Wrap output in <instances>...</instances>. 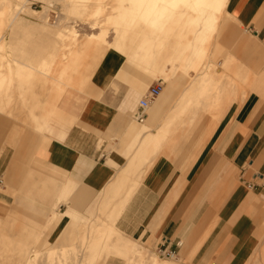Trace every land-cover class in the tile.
Wrapping results in <instances>:
<instances>
[{
	"label": "crops",
	"instance_id": "obj_1",
	"mask_svg": "<svg viewBox=\"0 0 264 264\" xmlns=\"http://www.w3.org/2000/svg\"><path fill=\"white\" fill-rule=\"evenodd\" d=\"M223 13L226 19L220 29L217 23L213 47L220 66H233L232 77L224 75L221 82L216 74H204L207 79L202 75L183 88L187 79L182 72L189 70L169 68L173 77L166 85L143 67L128 65L111 48L79 88L65 89L56 103L39 102L52 106L40 131L32 116L13 114L9 119L0 114V185H6L0 197L10 210L43 229L40 233L55 214L61 233L74 213L94 204L100 210L104 197H116L121 186L137 177V188L115 223L123 235L133 241L145 237L151 247L187 264H246L259 248L264 218V86L256 91L257 77L264 78V0H227ZM204 79L215 80L211 84L217 89L213 92L207 83L209 91L201 95ZM240 80L244 97L229 96ZM157 81L163 82L160 96L143 121H135L139 102ZM222 91L217 102H205ZM27 94L42 100L33 87L24 91L28 100ZM198 101L201 107L194 110ZM36 104L14 98L11 105ZM49 110L33 114L37 123ZM172 116L176 120L168 141L156 151L153 144L142 146L149 136L160 137ZM17 120L31 121L41 137L24 132L14 138ZM138 155L149 159L145 164L139 158L138 163L148 164L143 169L136 163ZM31 161L41 168L29 167ZM48 171L64 180H55Z\"/></svg>",
	"mask_w": 264,
	"mask_h": 264
},
{
	"label": "rangeland",
	"instance_id": "obj_2",
	"mask_svg": "<svg viewBox=\"0 0 264 264\" xmlns=\"http://www.w3.org/2000/svg\"><path fill=\"white\" fill-rule=\"evenodd\" d=\"M118 5H120L118 0H0V46L2 47V50H0V78L8 79L10 77H14V75H12L13 73L10 74L6 65L7 63L12 64L11 62H13V59L21 60V62H24L27 65H34V67H37L39 60L43 58H49L50 62L53 61L52 63H49V72H46L48 76L35 73V76L31 80L25 82L22 80L20 84L19 82L11 81V85L9 84L10 87H8V84H4L5 86L1 85L0 89L2 92V96L5 94V97L3 99L6 98V95L13 94L14 97L12 98V102L15 98V100H21V102L31 101L32 103L37 102V104L21 106L17 109L16 107H14L13 109V106L11 105L12 107H9V109H13L11 111H8L9 109L5 110L4 107L2 108V106H0V114L9 119L14 118L13 114H15L17 117L30 118L33 114H37L39 116V114H41L43 110H49V105L48 108V106L40 104L39 102L44 100L49 101L50 99H53V96L55 99L59 92L57 89L58 86H60V88L62 89L64 88L63 85H59L54 81V78L58 77L59 72L66 66L67 63V60L65 62L62 59L63 53L69 52V48L71 47H74L75 49L79 48L80 46L82 47V45H84L88 41L89 35L98 34L100 33L99 31L103 30L105 31L106 42L113 44L115 39L117 38V35L114 31L115 27L109 21V17H112L116 13ZM97 6L101 7L102 14L99 17L95 18L93 13ZM122 6L126 7L127 2H123ZM33 12H39V16L35 15ZM14 15H16V17L12 22V17ZM225 19L226 15L223 13L218 21L219 29L224 23ZM187 37L189 39L193 38L190 37V34L187 35ZM215 37L216 34L212 37V40L206 42L207 44L204 45L206 49V57L201 61L202 67L199 65V67L197 68L198 70L186 69L187 71L189 70L187 74H184L183 72L184 77H186L187 79L186 83H181L183 85V88L189 87V85H191L190 83H195V81H198V79L201 78L204 74H216L214 79H219L220 82L223 81L224 75L232 77L231 70L233 63L230 64L229 69H225L222 65L220 66L217 63V60L222 61V59L217 57L218 54L213 47ZM104 47H106L107 49H104ZM108 49H110V47L104 45L102 46V49H98L99 51L96 50L98 53H96V51L92 49H85L88 52H85V50L82 51L84 53L80 54L77 60L78 62H76V71L72 73L74 83L67 88H79L78 86L82 85V83L79 84V79H81V81L85 83L102 57L100 56L101 53L99 54V52H102L104 54ZM76 51H79V49H76ZM93 52H95V54ZM92 54L95 55V57ZM85 57L88 61L85 59ZM92 57H94L95 59ZM125 58L128 65L138 69H143L138 63L128 61L126 56ZM56 60L57 64L55 63ZM86 61L88 63H86ZM77 63H81L82 65L80 64L78 66ZM77 68L80 72H77ZM164 68L167 75L163 76H161L159 73H148L144 69L143 71L152 79H161L167 85L166 80H170L173 77H171L172 74L168 70L169 68L170 70H173L174 67L171 64H165ZM76 72L78 73V75L79 73H81V75L78 76ZM84 73H86L85 77L83 75ZM86 76H88L87 79ZM83 79H86L85 82ZM176 82L178 83L179 81ZM247 82V80L244 82L246 89H248ZM238 84L239 88L234 90L229 89V96L233 95L235 98L244 97L245 91L242 88L243 82L238 81ZM19 85L23 88V90L24 88L28 90L30 87H33V91L36 94L40 95V97H42V100L40 101V99H38L37 97L35 98L34 95L32 97H29V94L25 95L26 98L29 97L28 100L22 98L21 96H19V89L21 88ZM260 86H264V78L259 76L256 79V91L261 88ZM214 91L215 90H213V92ZM221 98H223V91L220 94H217V97H214L213 99L206 100L204 98V100L206 103H211L217 102ZM200 107L201 106L199 104V101L198 103H196V105L193 106L194 110H198ZM31 123V121L17 120L14 123L17 124V128L12 132L15 135L14 138H18L20 135H23L24 132L30 133L33 139L40 138L41 135L34 131L33 125ZM44 134L46 135L47 133L44 132ZM29 167L35 168L37 170L41 168L39 164H35L32 161L29 163ZM48 174L55 180H57V178H59L60 180H64V177L58 175L57 173L48 171ZM3 186H6L5 183L3 185H0V193H4L2 192ZM5 193L11 196L13 191H8ZM67 202L68 199H66L63 203ZM10 208L11 207L6 202V200L0 197V264H24L26 260L30 256H32L30 254L35 253L37 254L35 259H32L33 264H58V262H62L64 264H79L82 259L81 256L85 251L83 250V243L81 241L85 230L87 231V229L91 227V225L101 222V219H103V221H106L103 216H100L101 212L94 204L93 206L87 207L85 210L80 211V213H74L71 218L70 224L61 233L60 227H58L60 218H57L55 214L51 215L55 217L54 222L51 225H47L45 231L40 233V231H42L43 229L31 224L30 220H25L24 216L21 215L22 213L20 214L16 212L14 208L10 210ZM98 219H100L101 221ZM22 225L26 226V228ZM260 228L261 232L258 235L259 248L253 251L246 264H264V218L262 220ZM67 235L69 238L66 237ZM114 237L115 234H112L111 238L113 239ZM62 238L64 240H60ZM62 242L63 245H61ZM112 242L113 241H110L109 244H111ZM135 242L136 244L144 248L147 254L151 253L158 259L168 262L169 264H187L180 259L168 258L159 254L158 250L151 247L145 237L137 238ZM55 246L58 247L53 251L55 253L57 252L58 254L56 253L57 256L53 257L55 255L54 253L52 255V258L50 257L48 261V249ZM59 246L62 247L60 248ZM60 249L63 250V253H67V255H65L66 257L64 256L65 258L62 256H58L61 252ZM76 254L79 256V259L75 257ZM104 254L105 253H103V255ZM103 255H101L100 258L97 259L96 264H107L111 262H113L114 264H125L124 260L112 254L105 255V257H103Z\"/></svg>",
	"mask_w": 264,
	"mask_h": 264
},
{
	"label": "bare ground",
	"instance_id": "obj_3",
	"mask_svg": "<svg viewBox=\"0 0 264 264\" xmlns=\"http://www.w3.org/2000/svg\"><path fill=\"white\" fill-rule=\"evenodd\" d=\"M226 1L227 0H118L120 5H118V7L116 9V13L112 17H109V21L115 27L114 31H115V34L117 35V38L115 39L114 43L110 44V43L106 42L105 31L103 30V31H99L100 33H98V34L89 35L88 41L84 45H82V47L80 46L79 48H76V49H79V51H76V49L74 47H71V48H69V52H64L62 55L63 56L62 59L65 62L67 60L66 66L65 67L63 66L64 68L59 72L58 77L54 78L55 83H58L59 85H63L64 88L62 89V88H60V86H58L57 89L59 92H58L57 97L55 99L53 98L54 102L55 103L57 102L56 100L59 99V96H61V93L67 87L73 85L74 80L72 77V75H73L72 73H74L76 71V62H78L77 60H78L80 54L84 53L82 51H84L85 49L86 50L92 49V50L96 51L100 48L102 49V46L107 45L110 47V49L111 48L115 49L116 52H120L122 55L126 56L129 61L134 62V63H138L148 73H151V74L159 73L161 76L164 75L163 69H164L165 64H168V65L171 64L174 67V69L173 70L171 69V71L176 70L175 68H177L178 72L181 70L185 71V69L196 70L199 67V65L201 66L202 59L206 57V49H205L204 45L207 44L206 42H209L212 39L214 32L216 30V27H217V23H218L219 18L222 14V11H223V8L225 6ZM123 2H127L126 7L122 6ZM33 13L35 15L39 14V12H33ZM101 14H102V9L100 6H97L93 15L96 18V17H99ZM110 16H111V14H110ZM15 17H16V15H14L12 17V22L15 19ZM189 34H190V37H193L192 39H189L188 38L189 36L187 37V35H189ZM105 48L106 47H104V49ZM0 50H2L1 46H0ZM86 50H85V52H88ZM208 51H209V49H208ZM93 53L95 54V52H93ZM96 53H98V52L96 51ZM99 54H100V56H103L102 52H99ZM93 56L95 57V55H93ZM48 57H49V55H48ZM94 57H92V58H94ZM82 59H83V55H82ZM85 59H86V57H85ZM87 61H86V63H88ZM52 62L53 61L50 62L49 58H46V59L43 58V59L39 60L38 66L34 67V65H32V66L27 65L26 63L21 62V60L13 59V62H11L12 64L7 63L6 65H7L8 71L10 72V74L13 73L12 75H14V77H12V78L10 77L8 79L7 78L6 79L0 78V88H1V85L5 86L4 84H8V87H10L9 84L11 83V81H13V82L16 81V82H19V84H20L22 82V80L24 82L31 80L35 76V73L36 74L38 73V74L44 75V76H48L46 74V72L47 73L49 72V68H50L49 63H52ZM56 62H57V60L55 61V63ZM77 64L79 66L81 63H77ZM92 64H94V63H92ZM86 66H87V64H86ZM83 68H85V67H83ZM81 71H82V69H81ZM77 72H80V71H78V68H77ZM77 75H78V73H77ZM79 75H81V73H79ZM83 75L85 77L86 73H84ZM88 75H90V74H88ZM87 77L88 76H86V79H87ZM171 77H172V75H171ZM204 78L207 79V76L206 77L204 76ZM86 79H83L84 82ZM205 79L203 80V83H202L204 86L203 85L200 86V88L204 87L202 92H200L201 95L208 93L209 90L206 87L207 83L210 84V85L208 84L210 87L212 86V88H214L211 83H214L215 80H214V82H213V79L209 80L207 82ZM79 81H80L79 84L83 83L81 81V79H79ZM13 86H14V83H13ZM215 88H216V86H215ZM215 88H214V90L217 89V88L216 89ZM29 89H31V88H29ZM24 91H26V90H23L22 87L19 89V96H21L22 98H24ZM4 97H5V94L2 96V92L0 89V106H2V108L4 107V109L7 110V109H9V107H12L11 103H12L13 96H12V94L6 95V100L4 99L5 101H3L2 99ZM34 97H35V94H34ZM45 101L46 100H44V102ZM48 102H50V101H48ZM34 104H35V102H34ZM53 104L54 103H52V105ZM178 104H180V103H178ZM48 105H49V103H48ZM48 105L46 103V106H48ZM49 106L52 108L51 105H49ZM49 106H48V108H49ZM51 108H49V109H51ZM13 109H14V107H13ZM13 109L11 108L8 111H11ZM49 112H50V110L47 112V114L45 113L46 115L43 114V116L41 117V119H42L41 123H37L38 118L37 119L34 118V115L31 114L32 119L34 120V122H36L35 125L36 124L38 125L39 130L42 128V125H43L44 121L46 120L45 118L49 114ZM175 116L174 117L172 116L170 123H167L166 127L160 131V133H159L160 137L159 136H157V137H152V136L150 137L149 136L148 138H146L147 140L145 139L146 142L142 146H144L146 148V145H150V144L152 145L153 144L154 147H152L153 145L151 147L154 148L155 151L158 150V148L160 149V146L165 141H168V138H169L168 135H170L168 130H169L170 126L172 127V124L175 123L174 122L176 120ZM178 119H179V117H178ZM167 136H168V138H167ZM140 149H141V155H143L142 149H144V148L142 147ZM140 149H139V152H140ZM148 150H149V148H148ZM150 151H151V149H150ZM143 153H144V155H147V154H145L146 153L145 150ZM154 153L155 152H152L149 155H152ZM135 155H134V158L136 157ZM138 156L139 157L137 158L136 163L137 164L140 163V166L142 168V166H145V164H146L145 161L149 160V159H147V158L145 159L144 156H140V155H138ZM142 157H144V159H145V160H143V162L145 163V164L143 163L144 165H141L142 161L141 162L139 161V163H138L139 158L142 160ZM147 157H149V156H147ZM151 157L153 158V156H151ZM134 158H133V160H136ZM131 163L133 164L135 162H131ZM136 163H135V165H136ZM147 163H148V161H147ZM132 166L129 167V169L134 167V166L133 167ZM135 167H138V165H136ZM129 169H127L128 173L130 171ZM134 169H136V168H134ZM124 171H126V169ZM134 171L135 170H133L132 173H135ZM136 171H137V169H136ZM140 171H138V172L139 173L143 172V171H141V172ZM123 173H127V172H123ZM135 174L139 175L138 173H135ZM132 175L130 172V175H129V176H131L130 178H132ZM130 178H128V179L130 180ZM132 179H134V178H132ZM140 179H141V176H140ZM125 180H124V182H125ZM137 180L138 179L136 177V181H133V182L130 181L132 184H130L129 181L126 180V181H128L127 184L121 186L120 190H118V193L116 194L117 195L116 197H114L115 195L113 197H104V202L101 205L102 208L99 211L101 212L100 216H103L106 219V221L104 220L105 221L104 222L103 219H101L103 221L102 222L100 219H98L101 222H99L98 224L91 225V227H89L87 229V231L85 230V233L81 238L82 239L81 241L83 243V245H82L83 250H85V251L83 252V255L81 256L82 259H81V262H79V264H96L97 259H99L100 256L103 255V253H105L103 255V257H105V255L112 254V255L124 260L125 264H169L168 262H165L161 259H158L155 255H153L151 253L147 254L146 251L144 250V248H142L141 246L136 244V242L131 240L129 237L123 235L115 227V223H116L118 216L120 215L121 211L123 210L125 204L131 198L129 196L131 195L133 190H135L137 188L136 187ZM124 182H122V183L124 184ZM121 195H123L125 197H120ZM54 218H55L54 216H51L50 219L48 220L47 225H51L54 222ZM46 228H47V226H46ZM112 234H115V237L113 239L111 238ZM66 237H68V235ZM60 240H64V239L62 238ZM110 241H113V242L111 244H109ZM63 242L61 245H63ZM57 247L58 246H55V247L48 249V255H47L48 261H49L50 257L52 258V255L55 253L53 250L57 249ZM62 251L63 250H61L60 255H58V256L64 257L65 255H67V253H65V252L63 253ZM56 253L53 257L57 256ZM36 254L37 253L30 254L32 256H30L24 264H33L32 259H35ZM75 257L78 258L79 256L76 254ZM50 261H52V260H50ZM59 261H60V259H59ZM77 261H79V260H77ZM20 262H22V261H20ZM61 263L62 262H58V264H61ZM62 264H64V263H62Z\"/></svg>",
	"mask_w": 264,
	"mask_h": 264
},
{
	"label": "built area",
	"instance_id": "obj_4",
	"mask_svg": "<svg viewBox=\"0 0 264 264\" xmlns=\"http://www.w3.org/2000/svg\"><path fill=\"white\" fill-rule=\"evenodd\" d=\"M162 84H163L162 81H157V83L154 86H151L147 89L142 100L139 102V112L134 117L135 121L138 122L143 121V118L145 116V111L147 110L150 103L160 96L162 91ZM158 253L168 258L174 257L173 254L167 253L165 249L158 250Z\"/></svg>",
	"mask_w": 264,
	"mask_h": 264
}]
</instances>
